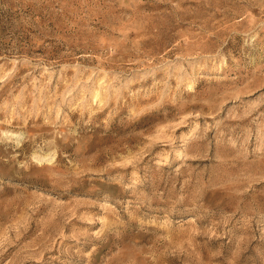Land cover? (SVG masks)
Masks as SVG:
<instances>
[{
    "label": "rangeland",
    "instance_id": "rangeland-1",
    "mask_svg": "<svg viewBox=\"0 0 264 264\" xmlns=\"http://www.w3.org/2000/svg\"><path fill=\"white\" fill-rule=\"evenodd\" d=\"M0 264H264V0H0Z\"/></svg>",
    "mask_w": 264,
    "mask_h": 264
}]
</instances>
